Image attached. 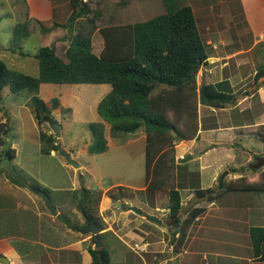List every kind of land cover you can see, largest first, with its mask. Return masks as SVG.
Returning <instances> with one entry per match:
<instances>
[{
  "label": "trees",
  "instance_id": "1",
  "mask_svg": "<svg viewBox=\"0 0 264 264\" xmlns=\"http://www.w3.org/2000/svg\"><path fill=\"white\" fill-rule=\"evenodd\" d=\"M68 4L71 11L65 22L36 20L42 39L46 32L45 39L51 37L55 42L66 43V47L56 50L55 46L40 45L33 54L38 64L37 76L12 70L0 59V98L7 85L14 95L23 90L32 93L29 104L39 125L55 121L51 110L58 105L57 98H52L48 106L37 95L41 83L109 84V91L96 106L100 121L89 124L91 143L87 150L94 154L106 151L104 123L108 124L112 135L134 133L142 128L145 191L150 195L155 190H166L169 215L176 214L182 207V198L175 185L173 170L175 142L196 136L200 127L198 105L223 108L234 98L227 80L196 85L197 71L208 54L191 6L187 0H89V3L87 0H69ZM29 22L26 19L13 25L10 43L14 48H20L22 39L29 35ZM53 29L60 31H53L56 35L51 36ZM94 34L102 40L97 53L92 50ZM263 73L259 72L256 79ZM0 111L5 117L2 122L0 115V146L4 158L10 159L14 157V149L5 146L4 137L9 135L12 127L6 110L0 106ZM259 128V137L264 141V125ZM38 136L40 153L58 151L54 134L39 131ZM242 188L264 191V170L257 181L250 183L242 176L225 186L222 183L216 193ZM40 189L49 195L46 189ZM115 190L117 194L112 190L108 192L111 199L123 194L122 187L117 186ZM194 190L198 195L207 193L206 199L212 198L208 195L211 188L196 186ZM78 194L80 198L76 204L84 219L81 227L87 221L100 227V218L93 213L96 209L89 204L92 193L81 186L75 193ZM201 211V207L192 206L172 221L174 251L183 244L189 226ZM250 233L257 255L264 240V228L252 227ZM90 240L94 242V237ZM96 251V248H89L92 264H100ZM101 254L103 262L110 264L104 246Z\"/></svg>",
  "mask_w": 264,
  "mask_h": 264
},
{
  "label": "crops",
  "instance_id": "2",
  "mask_svg": "<svg viewBox=\"0 0 264 264\" xmlns=\"http://www.w3.org/2000/svg\"><path fill=\"white\" fill-rule=\"evenodd\" d=\"M25 1L29 18L51 19L53 17L54 7L51 0ZM210 2L215 3L214 0ZM237 2H239L237 15H240V21H237L235 26L236 24L241 25L242 28L236 30L234 35L236 42H231V39L227 40L229 27L219 30L215 24L217 31L214 32H210L212 26L209 27L210 35H207L206 39L201 36L198 26L197 28L206 46L207 62L211 64L209 69L211 74H208V77L215 78L206 83L224 79L229 82L231 88L234 84L240 85V90L246 84L248 76H251L249 88L253 85L255 87L256 75L264 72V57L263 60L258 61V56L255 60L253 56L250 58L246 56L257 45L264 48V0H237ZM60 4L59 2L57 5ZM228 13L229 19L236 18L233 11H228ZM45 19L36 18V20ZM246 36L251 37L249 44L243 43L242 39ZM250 64H254L255 69L246 73L245 69ZM240 69H243V75ZM258 83L260 84L252 92H247L246 88H242L238 94H235L232 90L234 98L224 108H207L206 115L211 116L210 120L205 124L201 123L196 136L191 140H181L175 144V157L179 160L192 155L193 158L186 162L188 172L196 171L199 175L197 183L189 184V187L184 189L186 198L189 199L196 193L194 190L196 186L211 188L222 169L227 168L222 183L224 180L229 182L242 176L248 182L261 178L264 158L259 162L260 169L257 171L251 170L250 172L244 167L245 164L251 163V156L255 154L247 150L248 144H245V148L241 150L242 152L249 151L247 156L242 158V155H237L239 161L236 164L233 161L236 158L235 155L230 153L236 140L255 136V131L259 136L261 132L259 126L264 125V95L261 94L264 92V73L260 76ZM243 89H246V92H242ZM255 103L258 111L253 116L249 111L253 110ZM233 109H237L240 117L242 116L240 124L233 123L231 120L229 123H226V120H216L215 115H212L216 114V111L229 114V111ZM198 116L200 117L199 112ZM202 134H210V140L202 137ZM141 137L144 140V134ZM200 140L208 143L205 150L197 144ZM183 145L185 148L181 149ZM221 145L225 148L220 147ZM219 150L224 152L226 162L220 160L214 162L216 166L211 172V184H204L202 173L207 164H200L196 158L202 154L206 155L207 152ZM186 153L191 154L186 155ZM263 155L262 151L261 156ZM194 162H197V165H194ZM255 167L251 165V169ZM76 168H81V165L78 164ZM71 180L73 183L71 188L52 189L55 194V203L51 202L50 197L49 199L56 210L55 214L47 209L41 198L31 188L28 189V186L18 185L7 177L2 182L0 180V264H92L89 248H95L94 242L90 240L93 235L83 231L87 222L81 227L84 219L81 213L75 215L76 210L73 207V204L77 206V198H80V194L76 196L75 193L83 185L77 186L76 182ZM175 184L180 192L178 182L175 181ZM117 186L131 194L125 198L124 196H113L114 198L111 199L108 192L116 189ZM85 188L91 193L95 191L100 193L96 215L100 216L101 226L96 225L102 246L110 252V264H148V260L142 256V253L133 248L134 244L140 243L150 245L154 249L155 264H264V240L260 252L256 255L250 233L252 227L264 228V195L261 194L262 192L258 191L256 197L253 191L252 193L246 192L248 194L233 191L230 196L225 195L223 199L218 200L216 197L209 201L204 199L196 203L194 206L201 207L202 211L189 226L183 244L177 251H174L171 244L165 249V237L171 235L172 229L169 223L172 217L169 215L166 201L161 203L159 201V192H157L159 190L151 192L150 195L147 194L145 181L141 186L118 182L105 188ZM123 205L125 208H122ZM131 207L140 210V214L134 213ZM128 211L135 214L133 218H129ZM147 215L154 216L158 221L149 219ZM137 256L141 258V261L137 260Z\"/></svg>",
  "mask_w": 264,
  "mask_h": 264
},
{
  "label": "rangeland",
  "instance_id": "3",
  "mask_svg": "<svg viewBox=\"0 0 264 264\" xmlns=\"http://www.w3.org/2000/svg\"><path fill=\"white\" fill-rule=\"evenodd\" d=\"M51 1L54 7L52 12L53 17L51 18V20L56 23L65 22L71 11V6L68 4L69 0H66V2H64L65 0ZM87 1L89 3V0ZM210 1L213 0H187L189 5H191L193 9V13L196 17V24L199 28L201 36L206 39V36L210 35V33H208V28L211 26L212 29L210 32L217 31L215 27V24H217V28L219 30L225 27H229L226 35L227 40L231 39V42H236V40H234L236 30L242 28L241 25L237 26L236 24L237 27L235 26V23L237 21H240V15H237L239 11V2H237V0H214L215 3H211ZM59 2L61 4L57 5ZM228 11H233V14L236 16V18H234L233 20L229 19ZM36 18L45 19L38 17L29 18V11L25 0H0V59L3 60L6 65L10 66V68H13L12 70L23 72L31 76L38 75V64L37 60L33 57V54L40 45L55 46L56 50L58 49V47L65 48L67 45L66 43L65 45H63V43H59L57 41L55 42V40H53V38L51 37L46 36L45 39L46 32L42 39V35H40L39 31L40 25L36 22ZM26 19L30 21L28 27L29 35L22 39V41L20 42V48H14L12 43H10L12 27L15 23L22 22ZM54 29L50 33L51 36L56 35V33H53V31L57 32L58 29ZM67 33L69 32L67 31ZM242 40L244 44H249L251 42V37L246 36ZM101 46L102 40L100 39L98 34H94L92 36L93 52L97 53L100 50ZM56 52L60 54L59 51ZM20 53L27 55L23 56ZM263 55L264 48L260 45L255 46L254 50L252 49L246 54V56L249 58L253 56L252 58L254 60L255 57L258 56V61L263 60ZM210 65L211 64H208L206 59V61L200 66L196 74V85H199L201 82H211L215 79H210L208 77V74H211L209 72ZM253 67L254 64L248 65V67H246L245 69V72L248 73V71L255 69ZM242 70L243 69H240L241 75H243ZM250 77L251 76H248V78L246 79V84L242 87L246 88L247 92L254 91L255 88L260 84L258 83L260 76H258L255 81V87H253V85L251 88H249L251 86ZM239 86L240 85L238 84H234L233 88H231L232 90H234L235 94H238V92L242 89L241 88L239 90ZM109 89L110 85L106 83H41L37 95L48 106H50L52 98L58 99L57 107L51 110L52 115L55 118V123L58 127V135H56V133H54L52 128L50 127V123H41L39 125L37 124L29 104V99L32 96V93L28 92L27 90H23L20 94L14 95L10 92L8 85L3 87L1 91L0 106H2V109L6 110L7 119L9 120L8 123L12 127L9 135L4 137V141L6 147L10 146L14 149V157L10 159L4 158L2 153L3 147L0 146V172H2L0 176L1 182L4 181V178L7 176L15 182L27 184L26 186H28V189L44 188L47 190L49 194L48 197L51 198V202L53 204L55 203V194L52 189L58 188L59 190H61L64 188H71V186L73 185V183H71V179L76 182L77 186L83 185L84 187L92 189H97L98 187L105 188L112 183L118 182L133 186L143 185L144 140L141 136L142 134H144V131L142 128L138 129L134 133L128 132L112 135L108 130V124L104 123L105 137L108 144L107 150L98 154L90 153L87 150L88 145L91 143L89 124L94 121H100V118L98 117L96 112V106L99 100L109 91ZM246 89H243L242 92H246ZM261 94L264 95V92H262ZM259 95L260 94H258V96ZM228 104H226L225 106H227ZM207 108L209 107L202 105H198L197 107V114L199 112V115L201 117L200 119V117L198 116L199 125H201V123L205 124L210 120L211 116L206 115ZM257 111V104L255 103L253 106V110H250L249 113L250 115L254 116ZM0 115L1 121L4 122L5 117L2 115L1 111ZM212 115H215L216 120H226V123H229V120H231V122L238 124H240L239 122L242 117H240L237 109L229 111V114H224L220 111H216V114ZM39 131H44L47 134L55 135L59 146L58 151H51L52 153L48 154L40 153V141L38 136ZM254 135L255 136L247 137L242 140H236L234 142L232 151H230V153L232 155H235L236 157L233 159V161H235L234 164L239 161L237 155H242L241 157L245 158V155L247 156L249 151L255 153L253 154V156H251V163L244 165V167H246L245 169L250 170V172L251 170L257 171L258 169H260V167H258L259 162L264 158V155L261 156L262 151L264 152V141L258 136V133L256 131ZM202 137L210 140V134H202ZM178 142H175V144H177ZM197 144L200 145V148L203 147L201 148L202 150H205L208 143L204 140H200V142H198ZM245 144L249 145V147L247 148V150L249 151L245 150L242 152L241 150H243V147L245 148ZM220 147L225 148L222 145ZM182 148H185V145H183L181 149ZM66 154H69V160L66 158ZM187 154L191 153H186V155ZM205 154L206 155L202 154L201 156L197 157L196 160L200 164H207L205 166L206 169H204L202 173V182L204 184H208L210 183L211 172H213L214 167L216 166L214 162H217L218 160H220L221 162H226V159L222 150L210 151ZM70 161L74 162L77 165H81V168L73 167ZM193 164L197 165V162H194ZM251 165H255L256 167L254 169H251ZM173 170L175 181L178 182V187L181 190L180 195L182 198V205H185L188 198H186L187 195L186 197L184 196V189L189 187V184L193 185L194 183L198 182V172H188L189 168L187 167V163H178V158L175 159ZM226 170L227 168L222 169L218 173L217 180L213 182V185L211 187L212 191L208 193V195H210V198H212L205 199L206 201L215 199L216 197H218V200L223 199L225 195L227 197L230 196V193L233 191H242L245 193H252L253 191V194L256 197L258 196L257 190H243V188L242 190L230 189L224 191L223 193H216L217 188H219V179L221 176H224ZM252 181L249 182L251 183ZM226 183V180H224L223 186H225ZM34 186H38V188ZM122 190L123 194L118 195V197L124 196L125 198L128 197L129 194H131L127 190ZM112 191L114 192V194H117V190L113 189ZM157 192H159L158 197L160 203L166 201L167 204L168 200L166 190H159ZM259 192H262L261 194L264 195L263 190ZM98 195L99 192L95 191L92 193L89 199V204L92 205L94 209H97L96 200L99 199ZM225 202H227V199H225ZM73 207L76 210L75 215L79 214L80 212L78 211V207L75 204H73ZM122 208H125L124 205L122 206ZM96 211H94L93 213L97 214ZM128 212L129 218H133L135 215L133 214L134 211ZM66 215H68V213H66ZM71 220L74 221L73 219ZM171 237V235H168L167 238L165 237V249L169 247L168 245H173V242H171V239L173 238ZM142 245L144 249L140 250L139 252L142 253V256L146 260H148V264H155L153 258L154 249L150 245ZM108 255H110V252L108 253ZM137 260L141 261V258L138 257Z\"/></svg>",
  "mask_w": 264,
  "mask_h": 264
},
{
  "label": "water",
  "instance_id": "4",
  "mask_svg": "<svg viewBox=\"0 0 264 264\" xmlns=\"http://www.w3.org/2000/svg\"><path fill=\"white\" fill-rule=\"evenodd\" d=\"M50 127L52 128L53 132L56 133V135H58V127H57V124L54 122H50ZM195 157L197 155H194ZM66 158L69 160V154H66ZM193 158L192 155H187L186 157H183V158H180L178 160V163H184V162H187L188 160H191ZM71 165L73 167H77V164H75L74 162L70 161ZM222 176L220 177L219 179V188L222 186ZM32 191L37 194L41 200L44 202L45 206L47 207V209L52 213V214H55L56 213V210L55 208L51 205L50 203V199L48 197V195L42 191L41 189H36V188H31ZM207 197V194H203V195H198L197 193H194L189 199L188 201L186 202L185 205H183L181 207V209L174 215H171L172 217V220L174 221L178 216H181L183 213L187 212L192 206H194L196 203L206 199ZM131 210L134 211L135 213L137 214H140V210L136 209V208H133L131 207ZM147 217L149 219H152V220H156L158 221L154 216H151V215H147ZM85 232H89L93 235L94 237V246L95 248L97 249L96 251V255H97V258H98V261L100 262V264H105L102 260V254H101V247H102V243H101V237L98 233V227L97 225L92 222V221H87V225L85 227V229L83 230ZM160 260V259H158Z\"/></svg>",
  "mask_w": 264,
  "mask_h": 264
},
{
  "label": "built area",
  "instance_id": "5",
  "mask_svg": "<svg viewBox=\"0 0 264 264\" xmlns=\"http://www.w3.org/2000/svg\"><path fill=\"white\" fill-rule=\"evenodd\" d=\"M133 248H134V249H137L138 251L144 249V247H143V245H142L141 243H140V244H134V245H133Z\"/></svg>",
  "mask_w": 264,
  "mask_h": 264
},
{
  "label": "flooded vegetation",
  "instance_id": "6",
  "mask_svg": "<svg viewBox=\"0 0 264 264\" xmlns=\"http://www.w3.org/2000/svg\"><path fill=\"white\" fill-rule=\"evenodd\" d=\"M173 221V220H172ZM169 225H171V222L169 223Z\"/></svg>",
  "mask_w": 264,
  "mask_h": 264
},
{
  "label": "clouds",
  "instance_id": "7",
  "mask_svg": "<svg viewBox=\"0 0 264 264\" xmlns=\"http://www.w3.org/2000/svg\"><path fill=\"white\" fill-rule=\"evenodd\" d=\"M183 158V157H182Z\"/></svg>",
  "mask_w": 264,
  "mask_h": 264
}]
</instances>
